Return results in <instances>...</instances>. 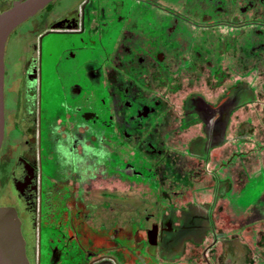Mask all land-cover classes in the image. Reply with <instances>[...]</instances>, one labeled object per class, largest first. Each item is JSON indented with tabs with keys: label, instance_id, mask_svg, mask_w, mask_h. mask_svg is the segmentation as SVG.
<instances>
[{
	"label": "flooded vegetation",
	"instance_id": "flooded-vegetation-1",
	"mask_svg": "<svg viewBox=\"0 0 264 264\" xmlns=\"http://www.w3.org/2000/svg\"><path fill=\"white\" fill-rule=\"evenodd\" d=\"M54 11L4 49L28 264H264V0Z\"/></svg>",
	"mask_w": 264,
	"mask_h": 264
},
{
	"label": "water",
	"instance_id": "water-1",
	"mask_svg": "<svg viewBox=\"0 0 264 264\" xmlns=\"http://www.w3.org/2000/svg\"><path fill=\"white\" fill-rule=\"evenodd\" d=\"M56 0H21L0 14V150L4 139V49L10 34ZM0 264H28L15 208L0 206Z\"/></svg>",
	"mask_w": 264,
	"mask_h": 264
},
{
	"label": "rangeland",
	"instance_id": "rangeland-1",
	"mask_svg": "<svg viewBox=\"0 0 264 264\" xmlns=\"http://www.w3.org/2000/svg\"><path fill=\"white\" fill-rule=\"evenodd\" d=\"M77 1L78 0H59L55 3V6L49 5L45 9L55 10L54 12L56 13H62L73 8ZM25 27L26 24L19 27L16 32L17 35L15 36L13 34L7 45V55L5 61L9 68L13 70L12 72L17 71L16 69L20 68L18 59L23 51L24 43L18 39V35L23 33ZM0 206H13L15 208H20V203L17 200V193L14 191L6 178H0Z\"/></svg>",
	"mask_w": 264,
	"mask_h": 264
}]
</instances>
